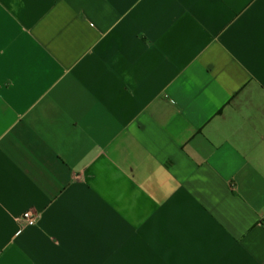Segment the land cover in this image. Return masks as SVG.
I'll list each match as a JSON object with an SVG mask.
<instances>
[{
    "label": "crops",
    "instance_id": "crops-1",
    "mask_svg": "<svg viewBox=\"0 0 264 264\" xmlns=\"http://www.w3.org/2000/svg\"><path fill=\"white\" fill-rule=\"evenodd\" d=\"M0 264H264V0H0Z\"/></svg>",
    "mask_w": 264,
    "mask_h": 264
},
{
    "label": "built area",
    "instance_id": "built-area-1",
    "mask_svg": "<svg viewBox=\"0 0 264 264\" xmlns=\"http://www.w3.org/2000/svg\"><path fill=\"white\" fill-rule=\"evenodd\" d=\"M22 220L29 226L36 224L37 215L32 210H26L21 215Z\"/></svg>",
    "mask_w": 264,
    "mask_h": 264
}]
</instances>
